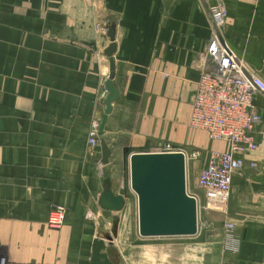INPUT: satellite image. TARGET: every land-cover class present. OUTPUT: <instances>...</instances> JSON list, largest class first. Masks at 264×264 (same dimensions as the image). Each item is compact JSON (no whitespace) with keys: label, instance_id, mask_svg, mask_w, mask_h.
I'll return each instance as SVG.
<instances>
[{"label":"crops","instance_id":"1","mask_svg":"<svg viewBox=\"0 0 264 264\" xmlns=\"http://www.w3.org/2000/svg\"><path fill=\"white\" fill-rule=\"evenodd\" d=\"M212 1L0 0V253L8 264H264V148L247 153L232 177L227 215L237 225L238 251L220 250L225 218L217 212L207 214L217 232L205 236L150 242L158 237L138 231L132 153L202 149L201 170L211 150L227 148L189 124L208 64ZM223 2L221 39L264 76V0ZM111 57L119 97L91 146ZM255 104L262 140L264 93ZM197 182L187 179V188L203 195ZM123 187V209L101 207L106 188L118 194ZM58 204L68 214L55 229L47 220Z\"/></svg>","mask_w":264,"mask_h":264},{"label":"built area","instance_id":"2","mask_svg":"<svg viewBox=\"0 0 264 264\" xmlns=\"http://www.w3.org/2000/svg\"><path fill=\"white\" fill-rule=\"evenodd\" d=\"M208 10L213 24L206 49L208 64L201 70L196 84L189 124L193 129L206 131L211 140L225 142L227 148L211 150L207 164L200 170L197 183L203 195L187 188L188 194L197 204V218H200L198 231L203 214L228 213L233 175L242 170L247 153L264 148V133L262 140L257 137L258 132H261L259 127L263 117L255 104L256 94L264 93V76L250 69L244 57L221 39L220 30L228 13L223 0H213ZM99 126V120H93L90 124L88 142L91 146L99 144ZM161 151L182 152L186 159V170L190 159L201 157L200 150L187 152L182 147L170 145ZM67 214L64 205H55L49 212L48 226L61 228L66 223ZM206 222L207 227L213 224L210 217H207ZM236 228L233 220L225 218L224 247L235 252L240 245ZM0 264H8L7 258L1 253Z\"/></svg>","mask_w":264,"mask_h":264},{"label":"water","instance_id":"3","mask_svg":"<svg viewBox=\"0 0 264 264\" xmlns=\"http://www.w3.org/2000/svg\"><path fill=\"white\" fill-rule=\"evenodd\" d=\"M112 39H114L112 37ZM115 45L108 47L111 56ZM110 74L103 101L104 114L99 126L103 135L105 123L119 97L113 83L115 63L110 59ZM102 163L107 164L111 149L101 141ZM130 186L138 200V231L142 237L192 236L198 232L197 204L187 192L186 159L180 151L134 152L130 156ZM126 189L118 194L106 188L99 198L102 208L118 212L125 206Z\"/></svg>","mask_w":264,"mask_h":264},{"label":"rangeland","instance_id":"4","mask_svg":"<svg viewBox=\"0 0 264 264\" xmlns=\"http://www.w3.org/2000/svg\"><path fill=\"white\" fill-rule=\"evenodd\" d=\"M105 30V34L106 33H108V30L110 31L111 30V28L109 27V26H107V28H105L104 29ZM191 127V126H190ZM192 128V127H191ZM171 146V145H170ZM172 147H178V146H172ZM181 147H183V146H181ZM184 149H186L187 150V152H192L193 150H190L191 149V147L188 149V147L187 148H185V147H183ZM201 149V148H200ZM201 153H202V155H201V157H199L198 159H190L189 161H188V170H189V172L187 173V179L189 180V178H191V180L195 177V178H198V176H199V170H200V168H198V166L197 165H195V164H198V162L202 159V156H203V151H202V149H201V151H200ZM199 169V170H198ZM197 177H196V176ZM192 187V186H191ZM190 187V185H189V190L190 191H194V189L193 188H191ZM207 215H205V214H203L202 215V218H201V227H200V230H199V232L201 233V236H205L206 235V233H210V232H217L216 230H214L213 228H214V225L212 224V226L211 227H207L206 226V224H207ZM224 218H226V219H230L229 217H228V215L226 214H224ZM224 220L225 219H223V222H224ZM221 221V220H220ZM222 222V223H223ZM222 228H223V225H222ZM224 231V230H223ZM187 239H189V237H186V236H169V237H158V238H155V239H153V240H150V242H162L161 240H175L174 242H176L177 240H179V241H181V240H187ZM221 241H222V249H220V250H224V251H226L227 249L224 247V233H223V235H222V238H221ZM240 242H241V239H240ZM221 248V247H220ZM227 251H230V250H227ZM202 252L204 253H206V250H205V247H204V249L202 250Z\"/></svg>","mask_w":264,"mask_h":264},{"label":"bare ground","instance_id":"5","mask_svg":"<svg viewBox=\"0 0 264 264\" xmlns=\"http://www.w3.org/2000/svg\"><path fill=\"white\" fill-rule=\"evenodd\" d=\"M187 173H188V168H187V170H186V177H187ZM187 190H188V189H187ZM199 220H200V218L198 217V218H197V222H198V224L200 223Z\"/></svg>","mask_w":264,"mask_h":264}]
</instances>
